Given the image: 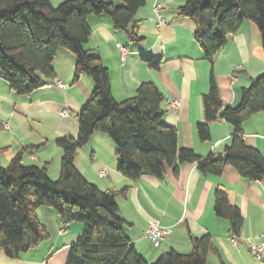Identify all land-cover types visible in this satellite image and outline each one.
<instances>
[{
  "label": "trees",
  "instance_id": "1",
  "mask_svg": "<svg viewBox=\"0 0 264 264\" xmlns=\"http://www.w3.org/2000/svg\"><path fill=\"white\" fill-rule=\"evenodd\" d=\"M119 1L120 5L107 0H64L55 7L50 0H0V77L15 94L30 95L53 81V62L61 49L75 56L74 82L86 75L95 84L78 114V138L56 141L63 152L56 181L49 177L47 166L24 165L22 152L7 167L0 164V251L10 259H18L49 240L37 215L39 209L48 208L61 223L84 226L66 264H207L213 251L210 235L192 236L189 254L172 250L153 263L134 249L117 203V196H126L128 188L103 191L75 166L77 151L98 133L112 140L118 171L133 183L144 175L162 178L167 166L177 175L180 166L189 163L205 176H221L226 167H232L244 179L264 184V156L246 145L243 130L250 118L264 113V73L243 89L240 104L231 107L224 104L212 70L209 91L203 96L205 121L197 130L201 140L207 141L211 124L226 122L233 127L231 144L223 153L205 158L190 149L180 150L177 130L163 122L165 99L157 85L142 83L134 97L117 102L109 69L85 49L92 35L91 16L109 17L114 29L127 33L131 44L143 41L137 32V14L148 0ZM177 15L193 20L195 39L211 65L245 21L259 30L264 52V0H187ZM141 59L158 69L160 60L152 56ZM214 211L229 222L231 237L239 238L243 214L219 189Z\"/></svg>",
  "mask_w": 264,
  "mask_h": 264
},
{
  "label": "crops",
  "instance_id": "2",
  "mask_svg": "<svg viewBox=\"0 0 264 264\" xmlns=\"http://www.w3.org/2000/svg\"><path fill=\"white\" fill-rule=\"evenodd\" d=\"M53 6L64 0H50ZM120 5L119 0H107ZM187 0H149L137 14V32L143 41L129 42L127 33L114 29L107 16H91L92 35L85 49L100 57L110 71L114 99L122 102L135 96L142 83L152 82L164 95L163 122L177 130L178 147L190 149L202 158L218 155L231 144L233 127L226 122L211 124L210 139L201 140L197 127L204 123L203 96L209 91L211 71H214L221 98L225 105L237 107L243 89L264 73V52L257 27L245 21L240 31L231 37L218 53L214 65L204 59L195 39L196 25L189 18H180L177 9ZM160 10H156L157 7ZM165 22L160 26V21ZM121 47L128 50L122 60ZM142 56L160 60L158 69L149 67ZM76 59L72 52L61 49L54 62L55 79L65 87L41 88L26 96H18L0 77V164L9 163L23 153V164L49 167L51 179L60 176L59 161L63 156L56 141L79 136L78 114L91 98L95 84L83 75L74 82ZM52 82L49 80L47 83ZM178 102L177 107H169ZM64 111L69 116L63 115ZM248 147L264 156V113L250 118L243 127ZM57 147L58 167L50 173V152ZM56 161H53V165ZM76 168L101 190L120 192L117 196L124 231L134 249L149 263L172 250L189 254L191 237L210 235L213 251L207 264H261L251 253L250 243H258L264 235V184L250 182L232 167L221 176L203 175L195 164L185 163L176 175L166 167L162 178L144 175L136 183L118 171L116 147L106 134L92 136L79 149ZM107 170L106 177H100ZM225 192L233 206L244 217L237 245L231 241L229 222L216 216L215 192ZM39 220L49 231V240L41 247L18 259H10L0 251V264H66L70 248L81 237L80 223L65 225L57 214L41 208ZM151 222H158L170 232L159 247L144 238Z\"/></svg>",
  "mask_w": 264,
  "mask_h": 264
},
{
  "label": "built area",
  "instance_id": "3",
  "mask_svg": "<svg viewBox=\"0 0 264 264\" xmlns=\"http://www.w3.org/2000/svg\"><path fill=\"white\" fill-rule=\"evenodd\" d=\"M156 10H160V7L158 6ZM165 22L163 20L160 21V26H164ZM121 56L122 60H125L128 55V50L124 47H121ZM61 88L63 89L65 85L57 80L54 79L52 82L47 83L43 88L45 89H52V88ZM179 103L173 102L169 104V107H177ZM63 115L65 117L69 116L68 111H64ZM107 170L101 171L99 173L100 177H106L107 176ZM170 236V232L163 228L158 222H151L147 230L144 232V238L149 240L151 245L154 247H159L165 239H167ZM231 241L234 245H237L238 238L236 236L231 237ZM250 253L261 263L264 264V235L261 237L260 241L258 243H250L249 244Z\"/></svg>",
  "mask_w": 264,
  "mask_h": 264
},
{
  "label": "rangeland",
  "instance_id": "4",
  "mask_svg": "<svg viewBox=\"0 0 264 264\" xmlns=\"http://www.w3.org/2000/svg\"><path fill=\"white\" fill-rule=\"evenodd\" d=\"M149 1V0H148ZM60 4V3H59ZM59 4H57V5H55V7H57ZM144 8V7H143ZM58 147V146H57ZM57 147H55V149L53 150V151H51L49 154H50V163H52L51 164V166H50V173H53V169L54 168H56V167H58V164H57V162H58V148ZM53 161H56L55 162V164L53 165ZM3 167H7L8 165H2ZM59 167H60V161H59ZM48 170H49V167H48ZM57 179H58V177H57ZM57 179H51V180H54V181H56ZM48 233H49V231H48ZM50 234V233H49ZM47 243V242H46Z\"/></svg>",
  "mask_w": 264,
  "mask_h": 264
}]
</instances>
